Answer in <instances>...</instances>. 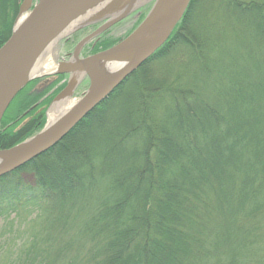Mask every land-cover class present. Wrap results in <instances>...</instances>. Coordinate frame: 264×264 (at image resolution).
Returning <instances> with one entry per match:
<instances>
[{"label":"trees","instance_id":"1","mask_svg":"<svg viewBox=\"0 0 264 264\" xmlns=\"http://www.w3.org/2000/svg\"><path fill=\"white\" fill-rule=\"evenodd\" d=\"M23 1L0 0V47ZM29 85L0 150L63 88L20 99ZM0 217V264H264V0H191L108 98L0 177Z\"/></svg>","mask_w":264,"mask_h":264},{"label":"water","instance_id":"2","mask_svg":"<svg viewBox=\"0 0 264 264\" xmlns=\"http://www.w3.org/2000/svg\"><path fill=\"white\" fill-rule=\"evenodd\" d=\"M104 0H24L10 38L0 47V123L17 93L32 79L27 69L46 42L76 15L98 7ZM138 0H112L108 11L90 21L113 13L118 6L128 9L109 17L108 22L84 38L74 51V61L59 64L57 73L72 74L67 85L54 98L59 103L73 96L79 84L78 74L90 79L88 89L53 126L48 124L36 135L8 149L0 150V177L25 165L61 141L95 107L102 103L134 71L143 65L171 36L191 0H156L139 26L112 47L79 58L82 47L94 35L125 18ZM109 16V15H108ZM106 16V17H108ZM94 70V71H93Z\"/></svg>","mask_w":264,"mask_h":264},{"label":"rangeland","instance_id":"3","mask_svg":"<svg viewBox=\"0 0 264 264\" xmlns=\"http://www.w3.org/2000/svg\"><path fill=\"white\" fill-rule=\"evenodd\" d=\"M24 2V1H23ZM22 2V3H23ZM38 2V0H33V6ZM153 2V3H152ZM156 0L154 1H148V0H138L137 1V4L135 5L134 9L125 17L123 18L122 20L118 21L117 23L111 25L109 28H107L106 30L104 31H101L100 33L94 35L93 37H91L90 40L87 41V43L82 47L80 53H79V58H86L90 55H93L95 53H98L100 51H103V50H106L110 47L113 46V40H117V39H121L123 40L124 38H126L128 35H130L138 26L139 24L145 19V17L148 15L149 11L152 9L153 5L155 4ZM121 6L117 7L115 10H113V13L110 14H107L105 15L104 17H101V19L99 20H96V21H99L100 23L96 24V25H100V27H102L103 25H105L108 20H109V17L116 14V12H121ZM20 13V12H19ZM20 14H18L17 16V19H16V22L18 20L19 22V19L21 16L24 15L25 17V14H21V16L19 17ZM109 15V16H108ZM98 16V15H97ZM108 16V17H106ZM100 17V16H98ZM98 17H95V18H98ZM95 18H92L88 21H85L83 22L81 25H79V27H77V29L73 30L70 34H68L67 36L61 38L57 44H56V56H55V59H54V62L56 64H61V63H64V62H69V61H74V51L77 47V45L80 43V41H82L84 38L92 35L97 29V28L94 32L90 33V29L88 26H90L92 23H90V21L94 20ZM16 22L14 24V27L16 25ZM179 24V23H178ZM177 24V25H178ZM14 27H13V30H14ZM175 30V29H174ZM13 33V32H12ZM172 35V34H171ZM94 39V40H93ZM106 40V42H105ZM120 40V41H121ZM118 41V42H120ZM104 42L107 44V43H112V45L108 48H105V49H101L103 46H104ZM117 42V43H118ZM116 44V43H115ZM114 44V45H115ZM87 45V46H86ZM97 49V50H96ZM70 53V54H69ZM142 66V65H141ZM140 66V67H141ZM139 67V68H140ZM138 68V69H139ZM137 69V70H138ZM136 70V71H137ZM57 70L53 71V72H50V73H47L45 75H42V76H35V77H32L31 80H29L24 87H26L27 85H29V83H31L32 81L35 82L33 83V85H29L25 90L24 92L20 95V99H22L23 97L24 98H30V97H35L40 95L41 93H46V96L47 94H51V92L53 91V89H57L58 87L60 86H63L69 82L70 80V77L72 74H69V73H63V74H59L56 72ZM135 72V71H134ZM133 72V73H134ZM132 73V74H133ZM131 74V75H132ZM63 77V81H61L59 83L58 86L54 87L53 89H51V85L53 82L51 81H54L53 79H55L56 77ZM78 77H79V84L78 86L76 87L75 91H74V94L72 97L68 98L70 100H73L75 103L82 97L83 93L88 89L89 85H90V79L87 75L85 74H78ZM129 77V76H128ZM127 77V78H128ZM126 78V79H127ZM65 79H66V82H65ZM125 81V80H124ZM123 81V82H124ZM122 82V83H123ZM121 83V84H122ZM120 84V85H121ZM65 85V86H66ZM119 85V86H120ZM23 87V88H24ZM22 88V89H23ZM21 89V90H22ZM20 90V91H21ZM49 90H51L50 92H48ZM19 91V92H20ZM61 91V90H60ZM59 91V92H60ZM18 92V93H19ZM58 92V93H59ZM114 92V91H113ZM17 93V94H18ZM57 93V95H58ZM112 94V93H111ZM110 94V95H111ZM55 95V97L57 96ZM109 95V96H110ZM16 97V96H15ZM14 97V98H15ZM22 97V98H21ZM54 97V98H55ZM108 98V97H107ZM41 98L38 100V101H34L35 103L29 107V109H27L26 111H24V113L22 114V117L18 118V121L20 123H17L18 127L21 126L23 123L27 122L28 121V118H26V114L31 112V110H35L37 109V106L38 104L41 102ZM54 100V99H53ZM13 101V100H12ZM19 101V100H17ZM16 101V102H17ZM62 102V101H61ZM60 103V102H59ZM59 103H52L49 105V107L47 108L46 112H45V123L43 125V127L41 129H39L37 132H35L33 135H31L30 137H28L27 139L33 137L34 135H36L37 133H39L48 123H49V115L50 113L53 111V108L55 109V106ZM11 104V103H10ZM8 109V108H7ZM13 109L10 108L9 112H6L4 113L3 115V118L5 116H13L16 114L15 111H11ZM11 111V112H10ZM2 118V119H3ZM2 122V120H1ZM0 126H1V123H0ZM16 126V125H14ZM26 140V139H25ZM23 140V141H25ZM22 141V142H23ZM21 143V142H20ZM22 167V166H21ZM20 168V167H19ZM16 170V169H15ZM13 172V171H12ZM11 173V172H10ZM9 174V173H8ZM6 174V175H8ZM5 176V175H4ZM3 177V176H1ZM15 214H12L11 217L9 218L10 219H14L15 218ZM8 221V220H7ZM6 225V221L0 217V233H1V230L3 229V226ZM2 240H0L1 242ZM1 246V244H0ZM1 252V251H0ZM1 257L2 259L5 258V255L3 253H1Z\"/></svg>","mask_w":264,"mask_h":264},{"label":"bare ground","instance_id":"4","mask_svg":"<svg viewBox=\"0 0 264 264\" xmlns=\"http://www.w3.org/2000/svg\"><path fill=\"white\" fill-rule=\"evenodd\" d=\"M112 0H104L98 7L89 8L85 13H79L62 29H60L54 36H52L45 44L44 48L39 52L36 58L32 61L27 69V78L42 76L47 73L53 72L59 68V65L54 62L56 56V44L57 42L70 34L73 30L77 29L83 22L97 17L102 13L108 11L110 2ZM129 4L121 8V11L128 9ZM25 19L24 15L20 17L19 23ZM94 71V70H93ZM74 101L65 99L53 108V111L49 115L48 127L53 126L59 119H61L66 112L74 105ZM1 161V160H0Z\"/></svg>","mask_w":264,"mask_h":264},{"label":"flooded vegetation","instance_id":"5","mask_svg":"<svg viewBox=\"0 0 264 264\" xmlns=\"http://www.w3.org/2000/svg\"><path fill=\"white\" fill-rule=\"evenodd\" d=\"M98 23H100L99 21H95V22H93L90 26H88L89 27V29H90V33H92V32H94L97 28H99V26L100 25H96V24H98ZM101 24V23H100ZM94 40V39H93ZM87 46V45H86ZM70 54V53H69ZM63 81V80H62ZM65 82H66V79H65ZM66 85V84H65ZM65 85H64V87H65ZM63 87V88H64ZM62 88V89H63ZM61 89V90H62Z\"/></svg>","mask_w":264,"mask_h":264}]
</instances>
